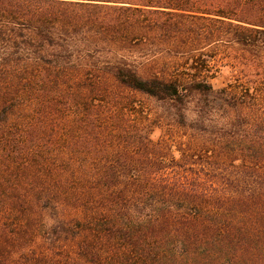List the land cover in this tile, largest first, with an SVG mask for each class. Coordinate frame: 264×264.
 I'll use <instances>...</instances> for the list:
<instances>
[{
  "label": "trees",
  "instance_id": "trees-1",
  "mask_svg": "<svg viewBox=\"0 0 264 264\" xmlns=\"http://www.w3.org/2000/svg\"><path fill=\"white\" fill-rule=\"evenodd\" d=\"M217 37L264 53V0H0V264H264V54L216 86Z\"/></svg>",
  "mask_w": 264,
  "mask_h": 264
},
{
  "label": "rangeland",
  "instance_id": "rangeland-1",
  "mask_svg": "<svg viewBox=\"0 0 264 264\" xmlns=\"http://www.w3.org/2000/svg\"><path fill=\"white\" fill-rule=\"evenodd\" d=\"M251 50L250 52H245L242 46L234 43L228 42L226 38L219 39V37L209 41L208 44L204 45H194L189 49L192 50L193 54L201 53V51L205 54L203 56L196 57L198 63L196 66L203 70V68H207L211 70L207 72L211 74L213 77L212 82L216 86H233L235 80H242L244 74V68L252 67V69L257 66L260 60H262L261 51H255L253 48H248ZM180 50V49H175ZM171 50L167 47H149L147 49H142L138 51L132 60L138 65L141 66L143 63H149L154 61L158 66H161L163 69H169L173 67L175 70H182L184 66L187 64L188 66H192V60H187V58H178L176 59L172 54ZM161 57V58H160ZM201 57V58H200ZM158 58V59H157ZM259 58V59H258ZM237 64V72L235 76L232 75L231 65ZM206 66V67H204ZM143 72V69H142ZM35 95L38 93L35 92ZM137 108H136V116L135 119L140 122H151V126L155 128L151 133V137L153 139H158L161 137L164 132L163 128H159L161 124L164 127H171L173 114L178 110V106L173 101H164L157 100L153 97L137 94L136 95ZM260 108H264V97L260 98ZM149 118H146V117ZM220 122L223 124L226 122V115L220 116ZM171 133L174 134L177 138L186 137L187 131L182 129H171Z\"/></svg>",
  "mask_w": 264,
  "mask_h": 264
}]
</instances>
